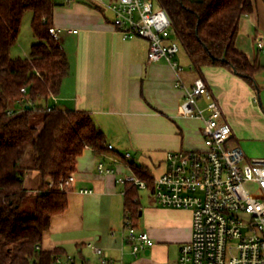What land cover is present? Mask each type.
I'll list each match as a JSON object with an SVG mask.
<instances>
[{
    "label": "crops",
    "instance_id": "obj_1",
    "mask_svg": "<svg viewBox=\"0 0 264 264\" xmlns=\"http://www.w3.org/2000/svg\"><path fill=\"white\" fill-rule=\"evenodd\" d=\"M113 19V12L98 0L56 2L54 26L62 29L59 40L71 70L49 104L91 113L113 148L101 155L87 148L79 157L68 208L52 218L41 248L72 256L75 264H102L96 247L110 256V264L175 263L181 245L192 239V212L158 204L151 191L146 201L141 196V214L134 223L155 244L134 254L123 233L126 186L118 179L133 174V162L155 178L166 170L169 151L204 148V122L184 113L187 96L184 88L175 85L178 76L188 87L196 78H204L232 126L235 145L243 150L252 140L264 141V48L257 45V39L264 38V0H258L256 13L243 17L237 38L238 48L262 65L255 74L257 87L226 67L196 70L189 55L188 67L176 56L183 67L178 73L165 60L151 62L149 41L123 39ZM127 152L139 155L130 160ZM254 152L244 151L246 156L260 155ZM100 163L113 172H100ZM36 172L38 184L28 187L32 172H27L25 187L39 192L41 175Z\"/></svg>",
    "mask_w": 264,
    "mask_h": 264
},
{
    "label": "trees",
    "instance_id": "obj_2",
    "mask_svg": "<svg viewBox=\"0 0 264 264\" xmlns=\"http://www.w3.org/2000/svg\"><path fill=\"white\" fill-rule=\"evenodd\" d=\"M159 1L196 70L226 67L257 87L255 74L262 65L238 48L237 38L243 17L257 12L258 0ZM55 7V0H0V264H53L62 255L57 249L41 248L52 218L69 205V189L62 182L76 171L87 148L98 155L110 149L91 113L56 106L48 109L49 100L60 93L71 70L62 43L50 32ZM28 10L33 12L37 41L30 57L13 58L11 49ZM35 112L42 113L39 126L32 124ZM29 148L34 152L32 168L41 175L39 192L25 187L27 170L22 162ZM131 168L152 192V173L134 162ZM141 190L134 183L125 189L126 210L135 222L142 210ZM30 199L31 210L27 207Z\"/></svg>",
    "mask_w": 264,
    "mask_h": 264
},
{
    "label": "built area",
    "instance_id": "obj_3",
    "mask_svg": "<svg viewBox=\"0 0 264 264\" xmlns=\"http://www.w3.org/2000/svg\"><path fill=\"white\" fill-rule=\"evenodd\" d=\"M98 1L113 12V25L123 39L141 37L149 41L151 62L165 60L177 73L183 70L176 61L181 40L159 0ZM61 31L55 26L50 29L56 39H60ZM257 45L264 48L263 37L257 39ZM175 85L186 91L184 113L204 122V148L169 151L166 170L154 178L152 194L158 204L190 210L193 216L192 239L181 245L178 261L169 264H264V158L249 159L232 142V126L204 78H196L188 87L178 76ZM22 93L27 94V88H22ZM200 101L205 102V108ZM53 107L49 104L48 109ZM125 156L130 158L132 154L127 152ZM98 168L100 172H113L103 163ZM73 180L74 173L62 182V187L69 189ZM118 181L148 189L146 182L134 174ZM134 222L126 210L123 233L137 254L155 241L147 231H139ZM95 251L102 264L113 262L102 248L96 247ZM53 264H75V260L59 255Z\"/></svg>",
    "mask_w": 264,
    "mask_h": 264
},
{
    "label": "rangeland",
    "instance_id": "obj_4",
    "mask_svg": "<svg viewBox=\"0 0 264 264\" xmlns=\"http://www.w3.org/2000/svg\"><path fill=\"white\" fill-rule=\"evenodd\" d=\"M55 1L62 2L64 0H55ZM32 17H33V12L31 10H28L23 17V22L18 39L11 49V56L13 58H19V57L28 58L31 55L32 44L37 41V38L35 37L34 30L32 27ZM177 59L180 60L183 64L187 65V67L190 66V58L182 42H180V52L177 55ZM256 90L258 89L256 88ZM261 99L263 100V97ZM256 101L258 102L257 103L258 106H260V96L258 93H256ZM200 105L202 108H205V105L203 103H201ZM16 109H19V107H17ZM41 118H42V113L35 112L32 124L39 126L41 124ZM247 149L252 150L253 152L255 151L258 154L260 153V155L257 156L258 158H264V154H261L264 153V141L252 140V142L250 141L247 147L243 148V151L247 153ZM33 155L34 154L32 148H29L23 162V166L26 168L27 172H32V176L28 186L29 188H34L39 182V177H37L38 173L32 167H30V165H32ZM138 155H139L138 153L134 152L133 157H130L129 159L132 160L134 157H137ZM247 155L249 159L257 158L256 156L253 155H249V154ZM33 192L36 191L33 190ZM140 195L146 201L147 199H149L151 193L148 190H141ZM27 207L30 210L33 209V200L30 199V201H28Z\"/></svg>",
    "mask_w": 264,
    "mask_h": 264
},
{
    "label": "water",
    "instance_id": "obj_5",
    "mask_svg": "<svg viewBox=\"0 0 264 264\" xmlns=\"http://www.w3.org/2000/svg\"><path fill=\"white\" fill-rule=\"evenodd\" d=\"M141 214V213H140Z\"/></svg>",
    "mask_w": 264,
    "mask_h": 264
}]
</instances>
